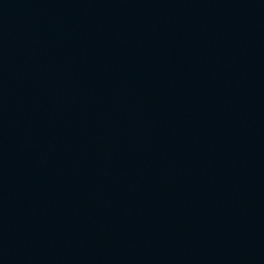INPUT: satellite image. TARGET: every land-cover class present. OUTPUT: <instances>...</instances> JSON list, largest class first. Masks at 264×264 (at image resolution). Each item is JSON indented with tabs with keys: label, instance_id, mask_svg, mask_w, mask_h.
Instances as JSON below:
<instances>
[{
	"label": "water",
	"instance_id": "95a60500",
	"mask_svg": "<svg viewBox=\"0 0 264 264\" xmlns=\"http://www.w3.org/2000/svg\"><path fill=\"white\" fill-rule=\"evenodd\" d=\"M0 264H264V0H0Z\"/></svg>",
	"mask_w": 264,
	"mask_h": 264
}]
</instances>
